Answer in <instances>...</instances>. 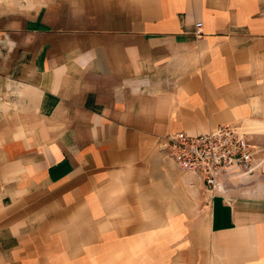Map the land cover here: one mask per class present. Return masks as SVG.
<instances>
[{
    "label": "crops",
    "instance_id": "crops-1",
    "mask_svg": "<svg viewBox=\"0 0 264 264\" xmlns=\"http://www.w3.org/2000/svg\"><path fill=\"white\" fill-rule=\"evenodd\" d=\"M223 123L209 201L159 138ZM0 264H264V0H0Z\"/></svg>",
    "mask_w": 264,
    "mask_h": 264
},
{
    "label": "built area",
    "instance_id": "built-area-1",
    "mask_svg": "<svg viewBox=\"0 0 264 264\" xmlns=\"http://www.w3.org/2000/svg\"><path fill=\"white\" fill-rule=\"evenodd\" d=\"M201 23L194 34L201 35ZM159 149L173 159L179 169L195 175L210 201L227 191V183L255 169L256 145L238 125L223 123L197 134L174 131L159 138Z\"/></svg>",
    "mask_w": 264,
    "mask_h": 264
},
{
    "label": "rangeland",
    "instance_id": "rangeland-1",
    "mask_svg": "<svg viewBox=\"0 0 264 264\" xmlns=\"http://www.w3.org/2000/svg\"><path fill=\"white\" fill-rule=\"evenodd\" d=\"M168 156V155H167ZM242 175H245V174H242ZM247 175H249V173H247ZM227 186V185H226ZM228 189V188H227Z\"/></svg>",
    "mask_w": 264,
    "mask_h": 264
}]
</instances>
